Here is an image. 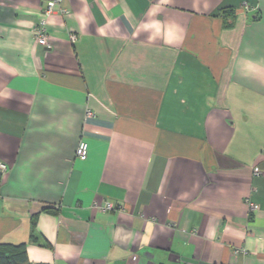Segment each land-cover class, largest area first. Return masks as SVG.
Returning <instances> with one entry per match:
<instances>
[{
    "label": "crops",
    "instance_id": "obj_1",
    "mask_svg": "<svg viewBox=\"0 0 264 264\" xmlns=\"http://www.w3.org/2000/svg\"><path fill=\"white\" fill-rule=\"evenodd\" d=\"M62 5L41 45L45 0H0V241L31 264H264V0Z\"/></svg>",
    "mask_w": 264,
    "mask_h": 264
},
{
    "label": "built area",
    "instance_id": "obj_2",
    "mask_svg": "<svg viewBox=\"0 0 264 264\" xmlns=\"http://www.w3.org/2000/svg\"><path fill=\"white\" fill-rule=\"evenodd\" d=\"M241 7L244 10H248L250 6L248 3L244 2L241 4ZM55 11H58L61 14H65L68 12V9L62 5V0H45V6L43 8V18L40 20V22L38 23V25L35 27L33 31V35H34L36 42L41 45H47L46 23L49 17L51 16V14L54 13ZM69 37H70L71 42H74L76 40V35L74 33H71ZM91 114H92L91 110L87 109L86 116L88 117ZM87 152H88L87 141L84 138H81L78 141L75 155L79 159H84L87 156ZM6 170H7L6 163H4L3 161H0V175L5 173ZM117 208H121L120 205L110 200H104L102 204L99 206V209L101 211L115 210Z\"/></svg>",
    "mask_w": 264,
    "mask_h": 264
},
{
    "label": "trees",
    "instance_id": "obj_3",
    "mask_svg": "<svg viewBox=\"0 0 264 264\" xmlns=\"http://www.w3.org/2000/svg\"><path fill=\"white\" fill-rule=\"evenodd\" d=\"M32 223L34 224V220ZM31 236H33V233ZM0 264H31L25 252V242L0 241Z\"/></svg>",
    "mask_w": 264,
    "mask_h": 264
}]
</instances>
